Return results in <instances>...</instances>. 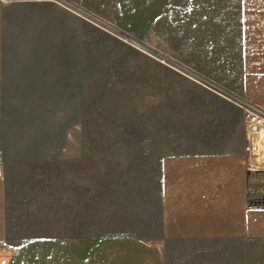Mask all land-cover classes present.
<instances>
[{
	"label": "rangeland",
	"instance_id": "1",
	"mask_svg": "<svg viewBox=\"0 0 264 264\" xmlns=\"http://www.w3.org/2000/svg\"><path fill=\"white\" fill-rule=\"evenodd\" d=\"M33 1L52 10L42 33L9 45L16 81L6 94L18 137L12 146L25 149L36 169L12 178L42 211L56 200L65 211L67 195L76 206L88 196L91 230L102 222L108 230L99 217L157 191L164 148L178 146L164 133L188 120L189 101L214 100L207 91L234 99L227 85L240 69L241 0ZM242 107L246 150L255 157L246 204L264 211L256 169L264 167V135L247 125L253 109Z\"/></svg>",
	"mask_w": 264,
	"mask_h": 264
},
{
	"label": "crops",
	"instance_id": "2",
	"mask_svg": "<svg viewBox=\"0 0 264 264\" xmlns=\"http://www.w3.org/2000/svg\"><path fill=\"white\" fill-rule=\"evenodd\" d=\"M51 10L33 0L0 1V264H264V211L246 204L255 157L246 150L242 107L264 116V0H241L240 69L227 85L234 99L207 91L214 100L189 101L188 120L164 133L178 146L164 148L157 191L99 217L112 227L102 222L97 231L88 196L76 206L67 195L65 211L58 200L42 211L12 178L36 168L25 149L12 146L9 45L42 33ZM256 169L264 175V167Z\"/></svg>",
	"mask_w": 264,
	"mask_h": 264
},
{
	"label": "built area",
	"instance_id": "3",
	"mask_svg": "<svg viewBox=\"0 0 264 264\" xmlns=\"http://www.w3.org/2000/svg\"><path fill=\"white\" fill-rule=\"evenodd\" d=\"M2 3L4 4H9V3H14V2H17V1H21V0H0ZM40 1V0H39ZM246 122H247V125L249 127H251V129H253L254 127H260L261 125L264 124V117L261 116L260 114L254 112L253 110L251 109H246ZM262 205H264V198L263 200L261 201Z\"/></svg>",
	"mask_w": 264,
	"mask_h": 264
},
{
	"label": "bare ground",
	"instance_id": "4",
	"mask_svg": "<svg viewBox=\"0 0 264 264\" xmlns=\"http://www.w3.org/2000/svg\"><path fill=\"white\" fill-rule=\"evenodd\" d=\"M263 125H264V124H263ZM256 133H257V134H258V133H259V134L261 133L262 136H263V135H264V126L261 125V126H260V130H259V131H256ZM261 134H260V135H261ZM261 138H262V137H261Z\"/></svg>",
	"mask_w": 264,
	"mask_h": 264
}]
</instances>
